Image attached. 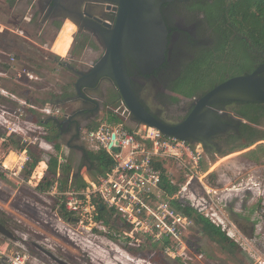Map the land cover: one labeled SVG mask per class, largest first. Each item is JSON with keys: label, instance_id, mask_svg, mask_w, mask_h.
Instances as JSON below:
<instances>
[{"label": "rangeland", "instance_id": "rangeland-1", "mask_svg": "<svg viewBox=\"0 0 264 264\" xmlns=\"http://www.w3.org/2000/svg\"><path fill=\"white\" fill-rule=\"evenodd\" d=\"M15 14L5 4L2 6L0 0V48L3 50L0 52V69L6 71V75H0V88L14 92L18 100L14 103L10 101L9 93L4 96L0 92L3 96L0 99V217L5 221L6 228L18 238L17 248L28 251V245L32 246V242H35L69 264H153L149 261L152 248L148 245L139 248L130 246L117 230L99 222L93 223L90 215L74 224L62 219L54 209L55 194L37 191L35 180H30L34 171L29 172L30 157L36 158L33 146L44 152L40 158L44 161L48 154H56L53 141L45 139L48 129L35 122L36 118L46 119L49 115L60 117L63 112H70L79 105L75 101L70 104L49 102L51 97H60L63 91L73 93V73L58 63L69 61L70 65H77L82 70L79 60L87 62L94 55L83 53L78 59L76 54L70 56L67 50L58 49L54 43L52 49L61 55L56 60L55 56L58 55L51 54L45 44H48L50 37H57L70 19L61 23L57 33L52 31V35L41 40L32 35L31 28ZM30 40L38 45L32 44ZM9 55L13 56V61ZM106 116L104 109L96 120L105 122ZM7 133H10L9 136H6ZM49 133L57 138L58 129L54 128L53 133ZM66 139L67 136L57 139L62 147L60 161H68L71 170L76 171L83 164V151L68 148ZM84 141L83 149H92ZM198 145H195L196 148H200ZM23 149L29 154H25L26 161L19 175L14 177L5 173L1 165L3 158L11 151L17 153V158L12 157L11 164H7L13 168V162L18 164L20 158L24 157ZM244 151L226 156L213 155V161L202 158V162H209L205 176L201 181L194 177L189 183L190 198L198 207L196 212L229 237L234 243L233 253L222 249L221 244L206 237L200 226L193 224L186 233L183 249L178 250L174 258L162 251L164 264H264V156L255 164L242 156ZM87 168L82 165L79 170L87 175ZM171 171L176 181L181 179L180 184L187 180L185 172L172 167ZM126 244L133 248L135 255L128 252ZM29 252L39 260V264H53L44 255L42 257Z\"/></svg>", "mask_w": 264, "mask_h": 264}, {"label": "flooded vegetation", "instance_id": "flooded-vegetation-1", "mask_svg": "<svg viewBox=\"0 0 264 264\" xmlns=\"http://www.w3.org/2000/svg\"><path fill=\"white\" fill-rule=\"evenodd\" d=\"M1 1L2 6L5 4L8 10H13V14L15 11L20 16L19 19L31 28L32 35H36L41 40L52 35V31L57 33L61 23L67 18L75 22L77 24L75 31L72 32L74 24L69 20L70 22H67L60 30L55 43L58 45L56 46L58 49L62 48V51L65 52L67 49H63L68 47L72 37L68 50L71 56L76 51L80 40L85 39L81 54L91 53L94 57L87 62L79 60L83 67L82 70L77 65L73 66L76 70L87 75H89L92 65L105 54L106 41L102 37V32L114 28L119 10L115 0ZM198 4L197 0H172L161 5L160 13L167 34L166 43L162 49V60L156 67H140L142 64L138 66L131 58V54L133 52V54L143 56L159 57L161 53L156 52V50L159 51V44L136 43L137 46L132 47V52L124 55L133 93L149 122L158 123L164 127L181 124L194 108L198 97L231 77L253 72L264 63V56L262 58L257 49L251 48L253 56L256 57L252 63L248 64L243 53L244 46L239 44L235 37H231L228 44L224 43V37L212 28V18L207 17L205 10L199 8ZM17 14L15 16H18ZM58 23L59 26H57ZM92 23L97 25L95 27L97 30L93 28ZM71 32L72 36L70 37ZM24 39L27 38L24 37ZM30 41L33 42L32 44L35 43ZM39 46L43 48L41 45ZM236 55L239 57L236 58ZM81 56L78 59H81ZM216 56H218L215 60V64L218 66L217 70L224 74L220 81L210 83L207 77L202 78L200 73L205 69L201 68L197 71L198 77L194 75L195 80H190L189 83L184 81L186 71L190 69L195 60L210 59ZM63 62L58 64L63 65ZM245 62L250 66L247 71L246 68L244 69ZM68 63L70 64L69 61ZM72 76L74 78L73 93L64 95L57 101H61L63 104L75 101L79 102V105L70 112H63L57 120L53 121L58 129L57 139L67 136L65 145L72 149H81L84 158L83 129L89 121L96 120L99 113L107 108L105 102L109 96V90L117 91V89L114 80L107 76H100L93 86H82L80 92L77 93L74 90V84L79 76L74 73ZM84 81L91 82L88 77L84 78ZM184 89L194 91L187 96L182 93ZM244 104L241 102H220L211 105L214 117L220 123L228 124L229 129L225 131L212 129L209 133L206 132L208 134L204 135V138L201 133L189 138L192 142L190 144L200 145L203 158L209 159L213 155L223 154L230 151L234 145L245 142L242 135L243 123H248V121L239 111ZM48 123L46 122V124ZM233 139L238 141L233 143L231 142ZM231 153L233 152L228 154Z\"/></svg>", "mask_w": 264, "mask_h": 264}, {"label": "built area", "instance_id": "built-area-1", "mask_svg": "<svg viewBox=\"0 0 264 264\" xmlns=\"http://www.w3.org/2000/svg\"><path fill=\"white\" fill-rule=\"evenodd\" d=\"M9 59L14 60L13 56ZM106 114L105 122H98L86 132L83 130V138L93 149L106 151L112 160L110 169L83 189L68 186L57 192L54 186L50 193L64 196L65 209L71 215L68 222L73 224V219L78 223L88 215L95 223L92 199L97 198L107 209L118 213L128 226L122 233L127 244H161L163 253L174 258L178 250L183 249L193 221L176 210L171 201L183 199L197 210L190 198L189 183L194 177L201 181L206 174L201 169L202 150L188 141L166 136L157 128L132 123L131 113L122 100L115 106H108ZM113 147L117 148L116 152ZM22 154L24 159L20 158L13 168L2 163V170L17 177L26 161L27 150L23 149ZM171 167L185 172L187 180L179 183V190L170 195L161 184L164 175L170 184L177 183ZM35 178L33 173L30 180ZM0 264H39V260L0 237Z\"/></svg>", "mask_w": 264, "mask_h": 264}, {"label": "trees", "instance_id": "trees-1", "mask_svg": "<svg viewBox=\"0 0 264 264\" xmlns=\"http://www.w3.org/2000/svg\"><path fill=\"white\" fill-rule=\"evenodd\" d=\"M199 2V8L205 10L207 17H211L213 20L212 28L214 31L218 32L222 37H224V43L228 44L231 37H235L238 40V43L243 47V53L245 61L249 64L254 61L253 53L251 48L257 49L261 57L264 56V0H197ZM203 1V2H202ZM59 26V23L57 24ZM80 40L77 44V48L74 54L79 55L83 49L84 42ZM237 56V55H236ZM237 56L236 58H238ZM1 58V57H0ZM218 58L211 57L210 59L201 58V60H195L193 65L189 70L186 71L185 82L189 83L190 80H195L194 75L198 77V70L205 69V71L200 73L202 78H208L210 83L220 81L224 74L219 73L215 64V60ZM55 59L58 60L59 56H55ZM245 62L244 69L246 71L250 69V66ZM251 65V64H250ZM249 67V68H248ZM248 68V69H247ZM241 73V72H240ZM194 90L184 89L182 93L185 95H190ZM109 96L106 99V104L108 106H115L121 100V97L117 91L109 90ZM64 95H70L66 91H63ZM2 95H0V99ZM55 98L51 97L49 102L54 104ZM44 103V102H43ZM240 113L244 118L247 119L248 123H243V137L245 142L238 145H234L230 151L220 154L222 156L228 154L229 152L234 151H243L242 156L250 162L259 163L260 159L264 156V104L263 103H245L240 107ZM31 112H33L31 110ZM49 117L46 119L37 117L35 122L41 125L45 124L46 120L49 121ZM50 125V123H48ZM50 131H54V123L51 122ZM98 124L97 120H92V122L87 123L84 127V132L88 131L91 128H94ZM254 125V126H253ZM256 126V127H255ZM1 135V134H0ZM47 141H53V149L56 151V154H48L45 158L47 162V168L44 173V176L37 184L35 189L39 192H49L52 187L56 185L57 192H61L65 189L70 188L80 190L86 187V183L83 181L80 176L79 169L82 165H88V169L91 171L92 175H101L106 170L110 169L112 166V160L106 151L102 148L97 149H86L85 156L82 159L83 164L81 163L77 170L72 172V168L68 161L61 162L60 155L61 144L57 141V138H46ZM237 139H233L231 142L235 143ZM261 141V142H260ZM260 142V143H258ZM253 148H250L253 146ZM35 157L31 158V164L29 172L35 167L39 159L42 158L44 152H42L38 147H34ZM29 154V153H28ZM61 156V158H59ZM64 158V157H63ZM209 160L213 161L214 158L211 156ZM207 161H201L202 171H207L208 169ZM41 167H44V163L40 164ZM41 167H39L37 172H41ZM72 174V175H71ZM41 175V174H40ZM211 175V174H210ZM71 176V180L68 179ZM162 188L168 193L173 194L179 190V183L181 179L179 178L176 184H170L167 181L166 176L162 177ZM183 182V180H182ZM95 204L96 215H94V222H99L103 225H107L110 228L117 230L119 234L122 235L127 231L128 226L125 225L122 221L121 216L113 211L112 209H107L104 204H102L97 198L92 199ZM54 209L59 213L60 217L66 221L71 219L70 213L65 209L64 196L55 195V201L53 202ZM172 206L179 212L189 216L193 224L200 226L201 232L216 243L222 245V249L228 250V252L233 253L232 246L233 242L230 241L229 237L225 233L221 232L219 227L214 223L210 222L206 217L196 212V209L191 207L189 203L183 199L175 198L171 201ZM0 222L5 226V221L0 217ZM127 245V244H126ZM149 246L153 249L152 257L149 258V261L153 264H164L163 260V247L161 244H149L142 243L140 246ZM29 250L37 255L42 256V254L37 251L34 247L28 245ZM127 250L132 255H135L133 248L127 245ZM28 250V251H29ZM43 257V256H42Z\"/></svg>", "mask_w": 264, "mask_h": 264}, {"label": "water", "instance_id": "water-1", "mask_svg": "<svg viewBox=\"0 0 264 264\" xmlns=\"http://www.w3.org/2000/svg\"><path fill=\"white\" fill-rule=\"evenodd\" d=\"M172 0H115L118 5V14L115 26L112 30L102 32L106 41L105 54L92 65L89 75L76 70L74 66L63 62L72 73L79 76L74 84V90L79 93L82 86H93L100 76H107L114 80L121 100L131 113V121L136 125H146L157 128L166 136L192 143L189 138L197 133L207 135L212 129L228 130L229 125L220 123L212 114L211 105L220 102L263 103L264 104V63L253 72L231 77L214 86L204 95L198 97L195 106L186 119L177 126L164 127L158 123H152L145 118L143 109L133 93L130 77L127 74L125 57L131 53L136 43L148 42L159 44V57L131 54L133 61L140 67H156L162 60V49L166 43V26L160 13L162 4ZM72 21V20H70ZM73 22V21H72ZM74 25L77 26L75 22ZM93 28L97 25L92 23ZM56 37V36H54ZM90 78L91 82H85L84 78ZM205 130V131H204ZM208 132V133H206ZM116 152L117 148L113 147ZM194 169V168H193ZM77 222V219H73ZM0 237L5 238L18 246V238L0 222ZM42 255L54 264H69L58 257L52 251L32 242L31 244Z\"/></svg>", "mask_w": 264, "mask_h": 264}, {"label": "crops", "instance_id": "crops-1", "mask_svg": "<svg viewBox=\"0 0 264 264\" xmlns=\"http://www.w3.org/2000/svg\"><path fill=\"white\" fill-rule=\"evenodd\" d=\"M2 28L3 27H1V30H2ZM17 34L19 35L20 34V36H21V33L20 32H17ZM20 38H22V37H20ZM24 38V37H23ZM72 38V37H71ZM56 39H57V37H50V40H49V42H48V44H45V45H48L47 47L48 48H46L47 50H49L50 51V53L51 54H57L58 56H61L59 53H57V52H55L52 48H53V45H54V43L56 42ZM45 43H47V40H46V42ZM70 46H71V40H70V43H69V45H68V47H67V54H68V50H69V48H70ZM50 48V49H49ZM1 49V48H0ZM1 51H3L2 49L0 50V52ZM4 53V52H3ZM2 54V53H1ZM1 54H0V57H2L1 56ZM74 54V53H73ZM82 54L80 53L79 55H77L78 57H80ZM10 56V55H9ZM82 57V56H81ZM10 65V64H9ZM18 75L20 74V73H17ZM0 75L1 76H4V75H6V71H4V70H1L0 69ZM0 90L2 91V94L4 95V96H6V94L7 93H9L10 94V96H11V98H9L10 99V101L12 100V102H17L18 100H17V98H16V95H15V93L14 92H12V91H9V92H7L4 88H0ZM1 95V94H0ZM58 98H60V97H58ZM1 99H3V96H2V98ZM8 99V100H9ZM56 102H58L57 100H55ZM47 117H49L50 119H49V121H47L46 120V122H49V123H54V121L53 120H57V118H58V116H56V115H49V116H47ZM46 122H45V124H46ZM55 124V123H54ZM44 126V125H43ZM46 126H50L49 124H47V125H45L44 126V128H46V129H48L47 131H48V137H50V138H52V135H50L51 133H49V131H50V129L48 128V127H46ZM51 127V126H50ZM54 127L55 128H57V126H56V124L54 125ZM51 132V131H50ZM45 134V133H44ZM47 136H45V139L47 138ZM46 142V141H45ZM84 142H86V141H84ZM87 144H89V143H87ZM67 146V145H66ZM68 147V146H67ZM62 148V147H61ZM69 148V147H68ZM91 148L93 149V147L91 146ZM61 152V151H60ZM14 155V156H13ZM12 157L14 158H17V153H15V152H10L6 157H4L3 158V164L4 165H9V164H11V160H12ZM59 158H61V156H59ZM61 160V159H60ZM14 163V165L16 164L15 162H13ZM41 163H44V167H41L40 166V164ZM88 164V163H87ZM86 164V166L88 167V165ZM13 165V164H12ZM39 167H41V172L39 171V172H37V170H39L38 168ZM46 168H47V162L46 161H44L43 159H39V161H38V163L35 165V167L33 168L34 169V171H33V173H34V177H36L35 178V183L36 184H38L39 182H40V180H41V178L43 177V175H44V173H45V171H46ZM32 169V170H33ZM88 169V168H87ZM72 172H74V171H72ZM88 174L87 175H84L83 173H81L80 172V170H79V173H80V176L82 177V179H83V181L86 183V185L89 183V182H93L94 180H95V178L98 176V175H96L95 177L92 175V173H91V171L88 169ZM41 174V175H40ZM36 175V176H35ZM72 175V174H71ZM37 178H39V180H37ZM33 180V179H32ZM69 181L71 180V176H70V178L68 179ZM55 188H56V185H55ZM56 191H57V189H56Z\"/></svg>", "mask_w": 264, "mask_h": 264}]
</instances>
